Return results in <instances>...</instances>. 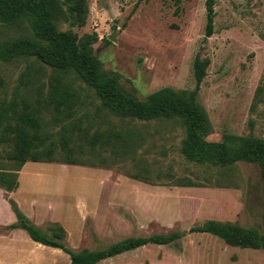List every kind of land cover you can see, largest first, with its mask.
Wrapping results in <instances>:
<instances>
[{
    "label": "rangeland",
    "instance_id": "1",
    "mask_svg": "<svg viewBox=\"0 0 264 264\" xmlns=\"http://www.w3.org/2000/svg\"><path fill=\"white\" fill-rule=\"evenodd\" d=\"M205 1L84 0L83 25H71L63 16L57 22L60 29L70 28L78 35L96 32L94 53L106 70L120 73V84L137 98L164 86L194 88V60L207 59L197 93L211 124L206 138L220 140L225 133L264 138V0H214L210 36L205 33ZM12 33L0 28V40ZM28 61H0L5 80L0 98L12 96L25 69L31 78L20 86L22 95L35 100L47 91L50 68ZM65 78L86 95L90 116L96 114L99 100L93 90L70 74ZM98 114L94 125H133L142 134L140 146L129 154L105 153L104 165L26 161L15 192L0 188V264L70 261L64 251L33 241L23 229L7 228L16 221L8 197L20 202L23 213L38 226L63 220L64 242L73 250L103 248L129 236L182 232L169 244H147L97 264H264L262 248L229 245L211 233L189 231L216 219L262 232L258 164L238 161L219 169L190 162L180 151L184 129L178 121ZM45 116L49 119L50 113ZM58 126L50 121V128ZM7 152L9 147L0 145L2 169L12 165ZM91 159L98 161L94 155ZM174 176H187L196 184H173Z\"/></svg>",
    "mask_w": 264,
    "mask_h": 264
},
{
    "label": "trees",
    "instance_id": "2",
    "mask_svg": "<svg viewBox=\"0 0 264 264\" xmlns=\"http://www.w3.org/2000/svg\"><path fill=\"white\" fill-rule=\"evenodd\" d=\"M205 5V33L210 36L214 0H206ZM86 15L84 0H0V28L13 32L0 40V61L32 59L40 64V69L50 68L47 91L38 93L35 100L23 96L19 90L31 78L26 69L21 72L12 96L0 98V145L9 147L7 159L12 161L9 168L0 167V188L5 192L18 188V172L26 161L94 166L108 163L107 152L112 156L134 152L141 144L142 134L133 125L121 128L94 125L92 119L103 111L106 116L111 114L122 120L178 121L184 129L180 151L190 162L219 169L238 161L258 164L264 201V138L232 133H225L220 140L206 138L211 133V124L206 110L197 100V93L206 75L208 60L195 58L194 88L175 90L164 86L137 98L120 84V73L106 70L94 53L93 44L98 40L96 32L78 35L70 28L58 26L61 16L65 21L70 20L71 25H83ZM67 74L93 90L99 100L94 110L96 114L90 116L86 95L65 78ZM4 85L0 74V91ZM78 111L81 112L78 114ZM47 112L49 119L45 116ZM50 121L59 126L50 128ZM92 155L97 157V162L91 159ZM132 177L149 179L137 174ZM170 181L176 185L196 184L187 176H174ZM7 200L16 217L7 228L23 229L33 241L61 249L69 255V264H97L147 244H169L182 236L181 231L129 236L103 248L73 250L64 242L67 231L60 222L38 226L14 199L8 197ZM262 224L263 230L259 232L230 221L207 219L189 231L211 233L229 245L264 250V208Z\"/></svg>",
    "mask_w": 264,
    "mask_h": 264
},
{
    "label": "crops",
    "instance_id": "3",
    "mask_svg": "<svg viewBox=\"0 0 264 264\" xmlns=\"http://www.w3.org/2000/svg\"><path fill=\"white\" fill-rule=\"evenodd\" d=\"M35 175H36V174H35ZM37 175H38V174H37ZM38 176H39V175H38ZM22 178H23V176H22ZM23 180H26V179L23 178ZM19 181H20V180H19ZM19 183H20V182H19ZM10 192L14 193L15 191L13 190V191H10ZM10 192H9V193H10ZM18 202H19V201H18ZM19 204H20V205H19ZM19 204H18V205H19L20 209L23 211V209H22V204H21L20 202H19ZM23 212H24V211H23ZM24 213H25V212H24ZM25 215H26V214H25ZM57 220H58L59 222H64V221L61 220V219H57ZM58 221H57V222H58Z\"/></svg>",
    "mask_w": 264,
    "mask_h": 264
},
{
    "label": "water",
    "instance_id": "4",
    "mask_svg": "<svg viewBox=\"0 0 264 264\" xmlns=\"http://www.w3.org/2000/svg\"><path fill=\"white\" fill-rule=\"evenodd\" d=\"M109 39L114 40L115 38H114L113 35H110V36H109Z\"/></svg>",
    "mask_w": 264,
    "mask_h": 264
}]
</instances>
